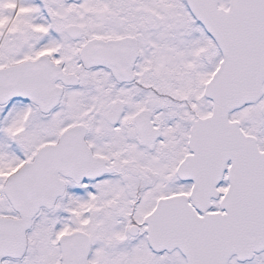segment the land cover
<instances>
[{
  "label": "snow or ice",
  "instance_id": "1",
  "mask_svg": "<svg viewBox=\"0 0 264 264\" xmlns=\"http://www.w3.org/2000/svg\"><path fill=\"white\" fill-rule=\"evenodd\" d=\"M0 264H264V0H0Z\"/></svg>",
  "mask_w": 264,
  "mask_h": 264
}]
</instances>
